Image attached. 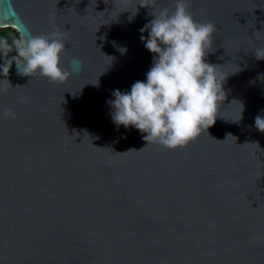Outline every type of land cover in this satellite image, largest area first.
<instances>
[{
	"label": "water",
	"instance_id": "1",
	"mask_svg": "<svg viewBox=\"0 0 264 264\" xmlns=\"http://www.w3.org/2000/svg\"><path fill=\"white\" fill-rule=\"evenodd\" d=\"M138 3L0 0V29L66 32L61 66L79 69L57 84L13 63L0 91V264H264V0H189L217 28L206 62L226 99L174 150L115 125L107 103L152 67Z\"/></svg>",
	"mask_w": 264,
	"mask_h": 264
},
{
	"label": "clouds",
	"instance_id": "2",
	"mask_svg": "<svg viewBox=\"0 0 264 264\" xmlns=\"http://www.w3.org/2000/svg\"><path fill=\"white\" fill-rule=\"evenodd\" d=\"M138 4L152 9L153 19L141 29L148 35L140 37L154 54L152 67L146 82H134L128 92L113 90L114 99L107 103L115 125L146 134L143 139L147 145L157 143L174 150L207 132L216 122L220 103L226 99L223 86L227 76L217 72L218 65L206 62L217 28L211 22L195 21L189 0H175L174 10L158 8L157 0H139ZM66 40L67 33L58 28L47 34L22 33L11 44L0 39V75L5 77L0 80V91L7 92L12 87L7 77L13 63L20 76L33 78L39 74L49 82L64 83L79 70L73 67L70 72L61 66ZM14 49L17 55L9 58ZM255 58L264 60V47L255 48ZM4 115L15 118L11 110H5ZM255 128L264 133V117H255Z\"/></svg>",
	"mask_w": 264,
	"mask_h": 264
},
{
	"label": "trees",
	"instance_id": "3",
	"mask_svg": "<svg viewBox=\"0 0 264 264\" xmlns=\"http://www.w3.org/2000/svg\"><path fill=\"white\" fill-rule=\"evenodd\" d=\"M19 33L13 28H2L0 29V39H6L11 44L13 38H19ZM14 56L17 55L14 49Z\"/></svg>",
	"mask_w": 264,
	"mask_h": 264
},
{
	"label": "flooded vegetation",
	"instance_id": "4",
	"mask_svg": "<svg viewBox=\"0 0 264 264\" xmlns=\"http://www.w3.org/2000/svg\"><path fill=\"white\" fill-rule=\"evenodd\" d=\"M0 55H2V54H0Z\"/></svg>",
	"mask_w": 264,
	"mask_h": 264
}]
</instances>
